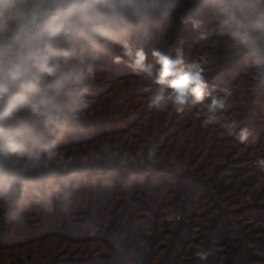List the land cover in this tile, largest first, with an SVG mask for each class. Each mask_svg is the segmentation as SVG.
I'll return each mask as SVG.
<instances>
[{"label":"rangeland","instance_id":"rangeland-1","mask_svg":"<svg viewBox=\"0 0 264 264\" xmlns=\"http://www.w3.org/2000/svg\"><path fill=\"white\" fill-rule=\"evenodd\" d=\"M174 3L179 5L174 20L167 15L137 42L148 62L154 49L170 56L179 49L185 65H201L213 95L245 90L205 124L210 97L179 113L156 110L145 98L150 81L114 64L111 56L99 57L83 109L85 125L61 150L74 154L110 144L136 151L153 139L162 160L174 155L187 170L154 173L158 184H138L130 194L81 188L67 215L56 208L29 209L23 223L0 229V264H220L236 250L217 243L224 225L230 244L240 243L242 264H250L251 246L243 251L242 238L264 242V87L247 89L256 65L251 57L232 54L231 38L207 7L196 0ZM241 127L251 133L244 142L236 139ZM181 251L182 260L171 256Z\"/></svg>","mask_w":264,"mask_h":264},{"label":"clouds","instance_id":"clouds-1","mask_svg":"<svg viewBox=\"0 0 264 264\" xmlns=\"http://www.w3.org/2000/svg\"><path fill=\"white\" fill-rule=\"evenodd\" d=\"M172 0H0V229L23 223L29 209L67 215L81 188L130 194L158 184L153 174H182L176 156L161 159L155 140L136 151L110 144L74 154L61 150L85 125L83 109L94 83L93 66L111 56L150 81L145 98L156 110L199 105L210 97L212 123L245 88L213 95L201 65H185L182 51L148 54L138 46L167 17ZM231 38L235 57H251L256 73L247 89L264 87V0H196ZM247 127L236 134L250 136ZM200 255V253H197Z\"/></svg>","mask_w":264,"mask_h":264},{"label":"trees","instance_id":"trees-1","mask_svg":"<svg viewBox=\"0 0 264 264\" xmlns=\"http://www.w3.org/2000/svg\"><path fill=\"white\" fill-rule=\"evenodd\" d=\"M178 10H179V5L178 4L174 3V4L170 5L169 12H168V19L170 21L174 20L175 16L177 15ZM191 205L192 204H190L189 206H191ZM262 220L264 221V217H263ZM228 229L229 228H227L226 225L219 227V232L222 235L220 234V237H218L217 243L222 248L231 246V248L233 247L236 250H232L234 252L231 251V253L229 255H227L226 257H224L222 259V261H220V264H224L225 262H227V264H242L243 261H244L243 256H245V254H240V253L237 252L239 250V248H240V243L239 242H237L233 246L230 244L232 242L231 241L232 239L230 237L231 233L226 236V233H229ZM226 230L228 232H226ZM248 238L249 239H247V237L242 238L243 242H247L246 244L244 243L245 247H244L243 251H246V249H248V247H246V246H251V251H256V252H258L260 254L264 253V242L263 241H260V239H257L256 237H248ZM251 251L249 253H246V255H247L246 258H247V260L249 261L250 264H256V262H264V257H260L258 255H255ZM183 252L184 251L175 252V253L172 252L171 256L174 255L175 259L179 258L180 260H182V256L181 255H182ZM185 256H186V254L184 253V257ZM175 262H177V260H175Z\"/></svg>","mask_w":264,"mask_h":264}]
</instances>
